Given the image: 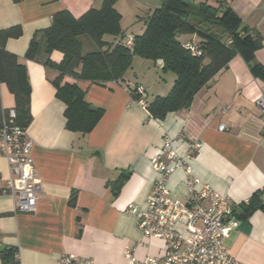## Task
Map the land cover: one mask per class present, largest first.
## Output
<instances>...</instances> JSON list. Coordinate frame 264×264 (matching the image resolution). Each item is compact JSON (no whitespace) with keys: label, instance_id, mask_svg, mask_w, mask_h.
<instances>
[{"label":"crops","instance_id":"obj_1","mask_svg":"<svg viewBox=\"0 0 264 264\" xmlns=\"http://www.w3.org/2000/svg\"><path fill=\"white\" fill-rule=\"evenodd\" d=\"M102 1L0 0V31L11 27L18 31V35L6 38L4 47L26 68L31 120L25 130L42 182L33 212L15 211L11 196H0V255L3 249L14 247L20 264H56L63 255L87 258L95 264H128L122 252L125 245L134 248L138 259L162 256L164 241L146 237L128 207L146 208L157 177L151 158L165 133L180 154L185 153L188 141L202 143L188 159L192 175L236 205L264 188V111L256 105V99L264 97V80L240 54L196 93L188 109L168 112L162 119L143 110L131 90L136 84L142 85L150 100L168 93L173 76L162 86L159 79L156 86L145 87L138 80L131 82V65L118 82L79 80L85 99L101 107L103 114L89 133L66 128L65 104L57 98L49 79L55 71L24 54L34 34L50 26L55 13L67 10L79 17L90 8L100 7ZM193 1L216 5L224 0ZM228 2L242 23L256 30L263 40L255 61L264 66V0ZM161 4L162 0H116L123 37L141 33L146 16ZM104 38L114 42L118 36ZM82 42L85 50L94 47L90 39ZM62 58L58 50L50 53L55 63ZM146 70L144 75L151 72L149 63ZM63 80L76 81L68 76ZM0 104L2 109L14 107L13 95L4 83H0ZM221 124L225 126L222 131L218 130ZM122 175L126 177L115 191ZM8 176L7 160L0 154V189ZM167 186L173 197L185 199L184 171H173ZM235 215L238 226L224 241L227 252L242 264H264V212L256 209L245 215L237 209Z\"/></svg>","mask_w":264,"mask_h":264},{"label":"trees","instance_id":"obj_2","mask_svg":"<svg viewBox=\"0 0 264 264\" xmlns=\"http://www.w3.org/2000/svg\"><path fill=\"white\" fill-rule=\"evenodd\" d=\"M115 2L103 0L100 7L90 8L79 17L67 10L55 13L50 26L34 34L24 54L55 71L49 79L57 98L65 104L67 129L89 133L103 114L101 107L85 99V91L77 82L121 81L135 56L150 61L163 73L174 75L167 94L148 100L147 110L157 119L168 112L188 109L196 93L236 54H240L253 73L264 80V66L255 61V52L262 47L263 40L256 30L242 23L228 0L216 5L193 0H162L161 6L146 16L144 30L131 37V44H127L129 37L122 35L121 15L114 7ZM16 35V27L0 31V83H4L13 95L16 122L26 127L31 120L26 68L16 54L4 47L6 38ZM105 35L118 36V39L108 42ZM185 35L197 38L184 40ZM81 36L93 41L94 47L85 50ZM189 41L194 42L195 52L183 47V43ZM53 50L63 54L59 63L50 59ZM158 60L162 63L158 64ZM66 76L76 81H64ZM136 85L131 90L135 99L138 98ZM2 111L0 104V115ZM125 177L122 175L117 181L115 191ZM260 192L264 194V188L239 204L238 209L245 215L256 209L264 212V198ZM0 256L2 264H20L14 247L3 249Z\"/></svg>","mask_w":264,"mask_h":264},{"label":"built area","instance_id":"obj_3","mask_svg":"<svg viewBox=\"0 0 264 264\" xmlns=\"http://www.w3.org/2000/svg\"><path fill=\"white\" fill-rule=\"evenodd\" d=\"M132 43L129 37L127 44ZM183 47L195 52L194 42L183 43ZM137 104L148 112L147 94L142 85H136ZM257 107L264 111V97L256 99ZM225 129L223 124L218 130ZM202 143L187 142V149L180 154L173 140L166 133L151 166L157 173L153 186L146 198V208L128 207L136 219L138 228L148 238L164 241L162 256H146L138 259L134 248L125 245L123 256L128 264H242L226 249L225 239L238 226L235 215L238 205L227 195L215 191L208 184H200L192 175L188 159L195 155ZM32 141L25 127L16 122L14 107L3 109L0 115V154L8 163L9 176L0 196L8 194L13 199L14 210L30 213L36 209L42 191V182L36 173L31 154ZM182 169L185 174L187 195L178 199L171 195L167 181L173 171ZM56 264H95L92 260L63 255Z\"/></svg>","mask_w":264,"mask_h":264},{"label":"rangeland","instance_id":"obj_4","mask_svg":"<svg viewBox=\"0 0 264 264\" xmlns=\"http://www.w3.org/2000/svg\"><path fill=\"white\" fill-rule=\"evenodd\" d=\"M83 41L85 39H89L86 36H81L80 37ZM147 60H144L142 58L139 57H133V61H132V65L133 68V74H132V81L134 82V80H138L141 84H143L145 87L146 86H150L153 87L154 85H157V81L159 80L161 82V86L165 84V81L167 82V77H174V75L171 72H166L163 73L161 71H159L157 68H154V66L151 64V62H146ZM147 63H149V65L151 66V72L148 75H144L145 73H147L146 70V65ZM135 74V75H134ZM148 92L150 94V91L148 89ZM151 96V95H150Z\"/></svg>","mask_w":264,"mask_h":264},{"label":"water","instance_id":"obj_5","mask_svg":"<svg viewBox=\"0 0 264 264\" xmlns=\"http://www.w3.org/2000/svg\"><path fill=\"white\" fill-rule=\"evenodd\" d=\"M157 63H158V64H161V63H162V61H161V60H158V61H157ZM0 249H2V247H1V246H0Z\"/></svg>","mask_w":264,"mask_h":264}]
</instances>
